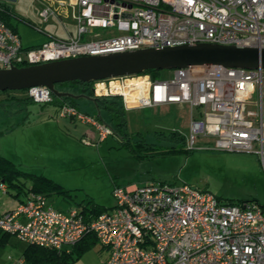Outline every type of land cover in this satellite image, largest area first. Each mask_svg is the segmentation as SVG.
Returning a JSON list of instances; mask_svg holds the SVG:
<instances>
[{
	"label": "built area",
	"instance_id": "built-area-1",
	"mask_svg": "<svg viewBox=\"0 0 264 264\" xmlns=\"http://www.w3.org/2000/svg\"><path fill=\"white\" fill-rule=\"evenodd\" d=\"M55 2L57 6L43 0L39 17L62 23L70 8L76 34L52 37L34 47L22 46L17 31L1 17L0 5V68L199 42L264 48V0ZM97 27L106 30L92 33ZM123 78L95 82V94L119 95L125 109L188 106L183 137L189 149L207 138L214 149L255 152L264 164V68L191 66L175 69L172 78L163 81L145 74L137 76L131 101L119 83ZM25 93L36 103L53 100L45 86ZM59 115L91 124L99 141L113 133L103 121L69 103L60 105ZM112 193L115 205L97 215L78 207L63 211L50 206L44 195L30 193L0 215V232L56 250L93 235L109 251L103 264H264V205L257 201L224 202L208 191L166 181L115 186Z\"/></svg>",
	"mask_w": 264,
	"mask_h": 264
},
{
	"label": "rangeland",
	"instance_id": "rangeland-1",
	"mask_svg": "<svg viewBox=\"0 0 264 264\" xmlns=\"http://www.w3.org/2000/svg\"><path fill=\"white\" fill-rule=\"evenodd\" d=\"M0 2L7 7L10 22L17 28L23 47L40 44L44 40L41 29L64 36L56 20L43 22L38 16L42 8L40 0ZM68 13H71L70 8ZM64 21L75 35L73 19ZM105 30L91 28L92 33ZM107 30L115 32V28ZM174 70H158L155 79L169 80ZM142 75L145 74L124 77L119 83L126 86L129 80ZM25 95V90L0 93V155L21 171L42 176L59 188L46 195L48 204L54 208L66 211L91 202L110 208L115 205L112 193L115 186L145 185L151 181L188 184L224 202L252 199L264 205V164L255 152L214 149L210 145L212 140L207 138H201L197 146L189 149L185 143L168 137L172 131L182 136L187 134L188 106L164 111L143 106L126 112L131 140L130 145H122L121 138L114 132L99 141L91 124L77 118L72 122L64 119L69 117H61L60 105L53 101L40 104L8 99H21ZM76 104L81 113L99 115L101 121L109 124L110 116L103 110L98 114L95 109L94 113L86 99L78 98ZM140 136L150 144L148 150L135 143ZM20 179L27 185L32 183L30 176L21 175ZM0 197L2 201L5 196ZM14 241L24 247L12 237L10 244L0 247V264H11L8 255L19 251ZM108 255L109 251L96 243L73 264H99Z\"/></svg>",
	"mask_w": 264,
	"mask_h": 264
},
{
	"label": "water",
	"instance_id": "water-1",
	"mask_svg": "<svg viewBox=\"0 0 264 264\" xmlns=\"http://www.w3.org/2000/svg\"><path fill=\"white\" fill-rule=\"evenodd\" d=\"M209 65L225 68H264V48L199 42L81 55L26 66L11 65L8 68H0V91L26 90L34 86H45L58 98H84L93 102L99 114L98 95L95 94L94 85L91 86L93 95H88L60 90L56 88V84L73 80L94 82L134 76L152 69H185L191 66ZM105 124L112 129L110 124Z\"/></svg>",
	"mask_w": 264,
	"mask_h": 264
},
{
	"label": "trees",
	"instance_id": "trees-1",
	"mask_svg": "<svg viewBox=\"0 0 264 264\" xmlns=\"http://www.w3.org/2000/svg\"><path fill=\"white\" fill-rule=\"evenodd\" d=\"M0 5L3 7V12L1 17L4 21L11 26L9 19V12L7 7L0 2ZM13 28V26H11ZM14 29V28H13ZM29 65L27 63L18 64V66H26ZM158 70H146L140 74H149L151 78L155 79V75ZM139 74V75H140ZM94 82H84L79 80H73L63 83L56 84V88L60 90H66L73 93H85L88 95H93L91 92V86ZM15 91H24V90H9V91H0V93H10ZM12 101L23 100L25 102H34L28 96L23 98L9 97ZM54 103L61 105L62 103H69L75 107L76 99L70 97L58 98L53 95ZM93 105V110L95 113V106L91 101H88ZM42 104V103H41ZM97 105L100 110L105 111L110 116V125L112 126L113 132L117 134L121 138L122 145H130L131 135L127 130V118H126V110L123 105V101L121 96L119 95H109V96H98L97 97ZM96 115V114H95ZM168 137L171 140L178 141L181 143H185V139L178 131H172L169 133ZM135 143L139 146H143L144 149L148 150L150 144L145 142V138L140 136ZM31 177L32 184L27 189V193H40L44 196L48 195L53 191H57L58 189L51 183L48 179L42 176H33L32 174L25 173L18 169L15 164H13L10 160L0 155V180H3L7 186H16L20 189H24V182H21L20 177ZM63 192V191H62ZM252 200V199H251ZM249 200H242L241 202H246ZM87 210L93 212L94 214H99L106 210V207L99 205H91L86 207ZM8 234V233H7ZM97 242L95 236L87 235L83 237L73 248L70 254H62L61 250L46 248L34 244H27L23 257L26 264H65L67 261H74L79 258L87 249L90 248L91 244Z\"/></svg>",
	"mask_w": 264,
	"mask_h": 264
},
{
	"label": "crops",
	"instance_id": "crops-1",
	"mask_svg": "<svg viewBox=\"0 0 264 264\" xmlns=\"http://www.w3.org/2000/svg\"><path fill=\"white\" fill-rule=\"evenodd\" d=\"M48 1H52V2H54V5L55 6H57L56 5V0H48ZM40 2L42 3V5H43V0H40ZM40 11V10H39ZM38 16H39V12H38ZM69 19V18H71V13L69 14V13H67V16H61V19L63 20L62 21V23L57 19V18H55V17H51L50 19H53V20H56V22L61 26V31L64 33V36L63 37H59L58 35H56L55 33H52V32H49V31H46V30H43V29H41V31L43 32V36H44V40L42 41V42H44V41H46V40H48V39H50V38H52V37H59V38H65V37H67V36H69V35H74L73 34V32L65 25V19ZM49 19V20H50ZM72 19V18H71ZM48 20V21H49ZM43 22H45V21H43ZM10 24H11V22H10ZM11 26H13V28L17 31V28L14 26V25H12L11 24ZM41 42V43H42ZM40 43V44H41ZM40 44H36V45H32V46H30V47H34V46H38V45H40ZM26 96V95H25ZM27 103V102H26ZM32 103V102H31ZM89 103V102H88ZM93 103V102H92ZM90 104V103H89ZM91 105V107H92V109H93V105L92 104H90ZM154 108H158V109H160V110H162V111H164V110H169V109H171V108H174V107H176V108H179V109H181V108H183L184 107V105H180V104H174V103H171V104H165V105H161V106H153ZM77 108V107H76ZM141 107H139V108H130V109H125L126 110V112H129V111H132V110H136V109H140ZM78 109V108H77ZM96 109V108H95ZM93 116H95L96 118H98L99 119V116L98 115H93ZM26 116H24V118H25ZM27 118V117H26ZM64 118V117H63ZM64 119H68L69 121H73L75 118H72V117H69V118H64ZM100 120V119H99ZM23 122H26V121H23ZM109 124H110V122H109ZM12 162V161H11ZM21 180V179H20ZM0 182H3L4 183V185H5V189L4 190H0V196L1 195H3V196H5V197H2L3 199H2V201H0V215L1 214H3V213H5V212H7V211H11V210H13V209H15L21 202H24L26 199H27V197H28V195L30 194V193H27V189L31 186V185H27V184H25L24 183V189H20V188H18V187H16V186H7V184L3 181V180H0ZM21 182H23L22 180H21ZM32 184V183H31ZM136 184V183H135ZM10 189H12V190H14V192L13 193H11L10 192ZM46 197V196H45ZM1 198V197H0ZM9 200H11L12 202H10ZM46 201H47V203H48V199H47V197H46ZM91 205H98V204H95V203H93V202H91L90 204H88V205H83V206H80V207H78L79 209H81V211L82 212H85V213H90L91 215H97V214H94L93 212H91V209H90V211L89 210H87L86 209V207L87 206H91ZM100 206V205H99ZM102 206V205H101ZM71 208V207H70ZM111 208V207H110ZM110 208H107L106 207V210L107 209H110ZM12 237L13 238H15L17 241H19L15 236H13V235H11V234H7V233H3V232H0V247H5V246H7L8 244H10V240L12 239ZM19 242H21V241H19ZM23 244H24V247H22L21 248V246H17L16 245V241H14V244H15V248L17 249V250H19V251H17L16 253H12L11 252V255H8L9 256V259L12 261L11 262V264H15L16 263V261L17 260H19V259H22V260H24V257H23V253H24V250H25V248H26V246H27V244L26 243H24V242H22ZM96 243H99L98 241L97 242H95V243H93V244H91V246L90 247H92L93 245H95ZM100 244V243H99ZM76 245V244H75ZM75 245H72V246H67V247H64L63 249H61V251H60V253H64V254H70L71 252H72V250H73V248H74V246ZM102 246V245H101ZM106 249V248H105ZM88 250V249H87ZM83 256V254L79 257V258H77L76 260H74V261H71V260H69V261H67L65 264H73L75 261H78L81 257ZM108 257V256H107ZM107 259V258H106ZM106 259H104V261L106 260ZM103 261H100L99 262V264H103L102 263ZM24 264H26V262H25V260H24Z\"/></svg>",
	"mask_w": 264,
	"mask_h": 264
},
{
	"label": "bare ground",
	"instance_id": "bare-ground-1",
	"mask_svg": "<svg viewBox=\"0 0 264 264\" xmlns=\"http://www.w3.org/2000/svg\"><path fill=\"white\" fill-rule=\"evenodd\" d=\"M139 82L136 80V79H131L129 80V82L127 83L128 85L124 86L126 87V89L124 88V93L127 97V100H130L131 101V98H132V95H130L132 92H133V89L136 87L134 85L138 84ZM102 90H100L99 92H101ZM129 101V102H130ZM133 103V102H130V104Z\"/></svg>",
	"mask_w": 264,
	"mask_h": 264
},
{
	"label": "flooded vegetation",
	"instance_id": "flooded-vegetation-1",
	"mask_svg": "<svg viewBox=\"0 0 264 264\" xmlns=\"http://www.w3.org/2000/svg\"><path fill=\"white\" fill-rule=\"evenodd\" d=\"M98 81H99V80H98ZM95 82H97V81H94V83H95ZM94 83H93V85H94Z\"/></svg>",
	"mask_w": 264,
	"mask_h": 264
}]
</instances>
